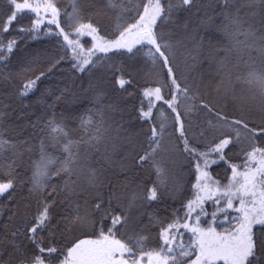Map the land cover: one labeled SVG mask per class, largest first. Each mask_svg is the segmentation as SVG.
I'll return each instance as SVG.
<instances>
[{
  "label": "trees",
  "instance_id": "16d2710c",
  "mask_svg": "<svg viewBox=\"0 0 264 264\" xmlns=\"http://www.w3.org/2000/svg\"><path fill=\"white\" fill-rule=\"evenodd\" d=\"M17 2L23 3V0H17ZM43 2L44 0H29V3L33 5L43 4ZM145 2L147 0H126L120 7L110 9L106 7L105 0H77V7L80 9L81 15L80 23L91 22L98 28L100 36L106 40H114L119 35V31H122L129 24L135 23L138 14L143 11ZM209 2L210 0H198V4L192 9L174 12L175 23L171 21L160 22L155 29L158 33H163L164 40L171 45L169 50H165V54L169 57V63L173 68L176 79L182 87L189 88V97H197L195 100L182 99L178 110L183 118L185 136L189 141V145L200 152L214 147L225 135H235L231 129L224 126L225 121H221L217 113L225 117L228 123L242 119L249 123V127L264 128V110L259 105V98L251 99L253 92L249 90V87L235 82L237 75H243L249 70L243 60L237 68L232 69L231 80L233 83H230L228 79H224L221 87L225 88L228 84H231L233 85L230 86L232 87V93L235 89L242 92L248 102L254 101L256 107L252 109L254 114L250 110L239 106L235 101L231 103L225 100L224 103H220L217 98H213V91L209 86V88L203 86L206 93L203 91L202 82L205 79L208 82L212 79L211 77L215 76L218 82L221 83V76L216 74V60L224 55L223 52H220L211 63L208 59L206 60L205 58L210 54L208 40L211 39L214 42L213 44L217 41L220 45H227L228 43L227 37L222 32L215 33L213 30V27L217 29L222 27V17L212 16L213 19L205 24L197 21L199 19L207 20V16L220 11L219 6H217L214 10L208 8L206 12V7H201V5L209 4ZM56 7L61 13L58 17L60 26L65 33L71 32L74 34L73 29L67 26L70 21H68L66 15L73 10L72 0H56ZM196 7H201V10L196 12ZM121 8H127L130 11L123 13L121 20L118 21L117 12ZM12 11L13 8L9 5L8 0H0V25L7 22V18ZM257 11L259 12L260 9H257ZM243 12L244 10H242V15ZM50 18V13L44 16L43 23L35 33L21 31V29L31 28L33 21L36 19V14L26 9L17 15L7 31H3L0 27V40L5 45L11 39L16 40V45L7 59L0 61V112L3 113V116L0 117V133L5 138L17 142L26 140L27 143L22 146V149L29 147L32 149L31 152L24 151L23 155L16 159L14 165L17 177L15 188L10 190L8 194L0 196V208H3L2 213H0V225L11 223L15 227L22 222V217L25 214H34L37 211L39 196L30 195L28 189L32 174V161L39 158V141L42 136H45V133L40 131L44 126V121L55 114L57 121L64 120L71 138L77 140L83 135L82 130L79 128V117L86 114V109L103 107L104 127L108 129L106 140L100 145L98 152L88 149L90 156L87 161L82 159L81 163H86L99 171L100 178L105 185L102 189L105 208L108 207L107 200L110 192L116 191L118 194H122L120 200H113L112 202L113 214L120 213L122 208H127L128 196L133 189L137 193L143 192L146 195L147 189L157 181L156 173L150 162L137 165L135 161L148 146L147 138L151 135L153 124L158 127L160 122H165L168 125L155 159L164 169L166 177L174 179V183L171 185L167 182L166 186L161 189L159 200L151 202L138 201L137 206L129 212L127 224L119 226L117 230V238L120 239L127 240L128 237L137 235L147 236L149 239L145 251L157 248L160 242V228L150 222V217L159 219L165 225L171 222L174 210L182 209L188 200L195 198L192 185L196 182L198 174L194 167L196 159L184 151L182 138L177 131L178 125L175 122V113H172L167 104L163 101H157V107L153 109L150 121L141 120L139 117L143 89L167 85L166 88L162 89V94H164L165 99H171L172 86L167 68L164 66L162 59H158L153 64L145 55L146 49L137 52L135 48L140 47L137 45L133 53H128L126 49H113L108 54L96 52V55L92 57L93 60L96 57H105V59H102L95 67L79 72L72 66L76 63L71 58L72 48L68 46L63 35L57 34L60 29L55 24L48 23ZM185 21L188 23L187 29L182 26ZM117 23L122 24L119 30H116ZM199 24L202 25V28H196L191 33L188 31L191 26L198 27ZM48 29H51V32ZM192 33L195 34L194 39L191 41L184 40L183 36L186 34L190 36ZM201 36L204 38V46L196 48L195 44ZM77 41L84 49H90L94 45L92 38L84 34L80 35ZM79 50L80 47L77 51ZM253 56H256L255 52H253ZM198 58L203 60V63L197 65ZM235 58L236 55L233 53L229 60V67L234 63ZM259 66L260 61L257 60L255 67L259 68ZM41 73H44V75L41 76L28 95L20 96L19 92L23 84L40 76ZM122 74L125 79L131 80V84L126 85L124 89L116 84V80ZM101 91L105 95L99 105H94L93 97ZM57 96L62 98L56 101ZM201 101L208 104L212 111L202 107ZM53 104L54 107H50ZM109 105L112 108L107 107ZM189 106H194L193 110L187 116H184V112ZM144 109L147 110V101L144 102ZM161 109L164 111V116L160 115ZM15 115L21 122L16 120ZM96 119H100V117L97 116ZM36 121H39V123L33 128L31 125ZM209 121H211V124H209ZM21 123L24 128L20 126ZM129 134L132 135L130 144L133 145V148L125 154L122 150V143L126 140L122 141L119 138ZM257 143L260 147H264V136H258ZM47 150L61 158L64 155L60 152L59 147L52 148L49 145ZM250 150L248 142L245 140L229 145L224 153L227 162L218 161L216 164H210L206 171L220 184H225L232 174L229 164H242L244 152ZM84 152L85 148L81 146L82 156ZM209 157L214 158V160L217 159L216 154ZM10 159L11 153H6L4 157L0 158V180L6 181L10 178L3 175L7 171ZM200 162L203 163L202 160ZM118 165L125 170L124 173L118 172ZM130 170H132L131 173ZM66 178L64 175L52 177L49 183V192L53 185L57 187V191L48 197L50 200H55V204L51 209L53 224H56L62 216H69L70 218L72 215V209L69 207L68 199H66L67 194L60 192V186ZM71 179L77 180V177L74 175ZM125 184L129 188H125ZM95 191L96 189L87 185L85 170V173L78 180V194L69 199L74 204L78 203L81 206L82 213L85 210L91 211L96 202L94 198ZM9 195L12 196L11 200L8 198ZM85 201L88 202L87 205H85ZM204 207L209 215L202 218L201 223L202 226L207 227V222L211 220L210 214L215 211L216 205L214 201H208ZM12 211H15L17 215L12 221H9L8 217ZM229 212L231 215L236 214L232 210H229ZM179 215L182 216L183 211ZM99 218L100 213H92L90 217L91 220L96 221L97 232H94L91 228L82 229L79 227H76L73 232H68L66 226L61 224L57 231L55 243L59 247H71V243H67L69 237H71L72 243L76 239L95 238L100 227ZM222 218L223 216L219 217L220 220ZM110 223V218L104 222L105 231ZM226 227H228L226 224L219 225L217 230L222 231ZM181 231L184 230L181 229ZM61 233H63V236L60 235ZM190 235V233L186 234L184 240L187 241ZM16 239L23 243V237L18 236ZM11 251L10 247L6 249L3 257L5 260ZM28 251H32L30 245ZM137 254L139 255V253ZM192 258L194 259V257ZM186 263L188 264L187 260ZM143 264H147L146 258ZM217 264H223V262L219 261Z\"/></svg>",
  "mask_w": 264,
  "mask_h": 264
},
{
  "label": "snow or ice",
  "instance_id": "6c2138e0",
  "mask_svg": "<svg viewBox=\"0 0 264 264\" xmlns=\"http://www.w3.org/2000/svg\"><path fill=\"white\" fill-rule=\"evenodd\" d=\"M125 2L126 0H105L106 7L110 9H116ZM8 3L13 11L8 16L7 22L0 25L3 31H7L17 15L27 9L36 14V19L31 28L21 29V31L35 33L44 21V17L40 16V9L43 7L45 12L50 13L51 18L48 23L55 24L60 29L57 34L63 35L68 46L72 48L71 58L76 61L72 66L79 72L95 67L102 59H105V57H96L93 60L92 57L96 55V52L108 54L113 49H126L128 53H133L137 45L140 47L135 50L138 52L141 49H146L145 55L153 64L158 59H162L172 86L171 99H165L162 94V89L167 85L143 89L139 117L141 120L150 121L153 109L157 107V101L167 104L172 113H175L177 131L182 138L184 151L196 159L194 167L198 174L196 182L192 185L195 198L188 200L182 209L174 210L171 222L165 225L159 219L150 217V222L160 228V242L157 248L145 251L149 239L147 236L137 235L125 240L117 238V230L119 226L127 224L129 212L137 206L138 201L151 202L160 199L161 189L167 184V177L155 157L161 147V140L168 125L165 122H160L158 127L153 124L151 135L147 138L148 146L135 161L137 165L150 162L156 173L157 181L147 189L146 195L143 192L137 193L133 189L128 196L127 208H122L120 213L113 214L112 202L120 200L122 194H118L116 191L110 192L107 200L108 207L105 208L102 191L105 185L100 178L99 171L86 163H81L82 159L88 160L90 156L88 149L98 152L100 145L106 140L108 129L104 127L103 107L86 109V114L79 117V128L83 135L77 140L71 138L64 120L57 121L53 114L44 121V126L40 129L45 133V136H42L39 141V158L34 159L31 165L32 174L28 190L30 195L39 196L37 211L34 214H25L22 217V222L15 227L11 223L0 225V264H143L145 258L147 264H185L186 260L188 264H217L219 261H222L223 264H264V147H260L257 143V137L264 136V128L249 127V123L242 119L228 123L225 117L217 113L219 119L225 121L224 126L231 129L235 135H225L223 139L219 140V143L204 152L191 147L185 136L183 118L178 109L182 99L195 100L197 97H189V88L182 87L176 79L169 63V57L165 54V50H169L171 45L164 40L163 33L155 31L160 22L175 23L173 13L192 9L198 4V0H147L135 23L129 24L119 31V35L114 40H106L100 36L98 28L93 23H80L81 15L80 9L77 7V0H72L73 10L66 14L70 21L67 26L72 28L77 35H83L86 31L87 35L92 36L96 41L93 47L88 49L87 56H83V49L77 51L78 41L69 39L73 33H65L60 26L58 17L61 13L56 7V0H44L43 4L35 5L29 3V0H23V3L17 2V0H8ZM217 6L220 11L214 12V15L222 17V27L217 31L227 37L228 43L220 45L217 41L213 44L209 39L210 54L206 59L211 63L220 52H223L224 55L216 60V74L221 76V82L228 79L230 83H233L231 80L232 69L237 68L243 60L249 70L243 75H237L235 82L247 85L253 92L251 99L255 100L258 97L259 105L264 110V0H210L208 5H201V7L213 10ZM201 7H196V12H199ZM257 9L260 11L258 12ZM242 10H244L243 15ZM128 11L130 10L127 8H121L117 12V20H121L123 13ZM212 19V16H207V20L201 19L200 22L205 24ZM121 27L122 24L117 23L116 30ZM183 27L187 29V21ZM48 31L51 32V29ZM190 38L194 39V37ZM15 45V39L9 40L7 45L0 40V61L7 59ZM203 46L204 38L201 36L195 47L202 48ZM253 52L256 53V56H253ZM233 53L236 58L229 67V60ZM245 57L247 58L244 59ZM257 60L260 61L259 68L255 67ZM43 75L44 73H41L35 79L24 83L19 95H28ZM116 84L124 89L126 85L131 84V80L125 79L122 74L116 80ZM104 95L102 91L97 92L93 97V104L99 105ZM61 98V96H57L56 101ZM145 101H147V110L144 109ZM201 106L212 111V108L203 101H201ZM50 107H54V104ZM107 107L112 108L111 105ZM193 107L189 106L185 110L184 116H187ZM160 115L164 116L163 109L160 110ZM2 116L3 113L0 112V117ZM97 116L100 119H96ZM37 123L39 121L33 122L31 126L35 128ZM242 140L248 142L251 150L244 152L242 164H229L232 174L227 184L220 185V182L213 179L206 169L210 164H216L218 161L227 162L224 154L225 149ZM26 143V140L17 142L7 139L0 133V158L4 157L6 153H11L7 171L3 173L10 178L6 181L0 180V196L8 194L15 188L17 177L14 165L16 159L22 156L24 151L31 152L32 150L30 147L22 149ZM49 145L52 148L59 147L60 152L64 153L63 157L49 152L47 150ZM81 146L85 148L83 156ZM212 154H216L217 159L209 160L208 157ZM240 168L245 170L239 171ZM85 170L87 185L96 189L94 195L96 202L91 211L85 210L82 213L81 206L78 203L74 204L69 198L78 194V180ZM61 175L67 178L60 186V192L67 194L66 199L72 209V215L70 218L62 216L56 224H53L51 209L55 200H50L48 197L57 191V187L53 185L50 192L48 187L52 177ZM74 175L77 180L71 179ZM124 187L128 188V185L125 184ZM8 198L11 200L12 196L9 195ZM208 201H214L216 208L210 214L211 220L207 222L208 226L204 227L201 221L202 218L209 215L204 207ZM225 201L226 205L220 207ZM234 201H238V206H234ZM87 203L85 201V205ZM230 209L237 215H231ZM2 211L3 208H0V213ZM181 211H183L182 216L179 215ZM92 213H100V227L95 238L76 239L72 243L71 237H69L67 243H71V247L57 246L55 241L61 224L66 226L68 232H73L76 227L91 228L97 232L96 221L90 219ZM16 215L17 213L12 211L8 220L12 221ZM220 216H223L222 220L219 219ZM109 218L111 223L105 231L104 222ZM223 224L228 227L218 231L219 225ZM188 233L191 235L185 241L184 237ZM60 235L63 236V233ZM18 236L23 237V243L17 241ZM29 245L32 247L31 252L28 251ZM8 247L12 251L5 260L4 252Z\"/></svg>",
  "mask_w": 264,
  "mask_h": 264
},
{
  "label": "rangeland",
  "instance_id": "374dc122",
  "mask_svg": "<svg viewBox=\"0 0 264 264\" xmlns=\"http://www.w3.org/2000/svg\"><path fill=\"white\" fill-rule=\"evenodd\" d=\"M206 5H208V4H206ZM207 10H208V8L206 7V9H205V11L207 12ZM47 12H45V10L43 9V8H41L40 9V16L41 17H44V16H47ZM209 16H215L214 14H212V15H209ZM207 19V18H206ZM198 21V23H201L200 21H201V19H199V20H197ZM183 26V25H182ZM204 27V26H203ZM191 28V29H190ZM189 28V30L188 31H190V33L192 32V31H194L196 28H202V25L201 24H199L198 25V27H190ZM213 30L215 31V33L216 32H218V31H216L217 30V28L216 27H213ZM84 35H86V36H88V37H90V38H92V36H90V35H87V33H86V31H85V34ZM195 34L194 33H192V35H185V36H183L185 39L184 40H192L193 38H190V37H193ZM80 35H77V34H73V35H70L69 36V39H71V40H73V41H77L78 40V37H79ZM92 40H93V38H92ZM94 41V40H93ZM217 41V40H216ZM96 43V41H94V44ZM214 43V42H213ZM79 47H80V49H83V56H86L87 55V51H88V49H84V48H82V46H80V44H79ZM93 47V46H92ZM91 47V48H92ZM209 52H210V49H209ZM203 59H204V57H203ZM206 59V58H205ZM207 60V59H206ZM201 63H203V60H201V59H199L198 58V60H197V65H199V64H201ZM193 65V64H192ZM214 78H215V76H213ZM213 77H211L212 79H210V80H208V82L206 81V79L202 82L203 84H202V88H203V86H206V87H210V89H211V91H213L212 92V95L214 96L213 98H217L218 99V101L220 102V103H224L223 101H225V100H227V101H229V102H231V103H234V101L235 102H237L238 104H239V106H241V107H244V108H246L247 110H250V112H252L253 113V108L255 109L256 107H255V104H254V101L253 102H248V99L245 97V96H243V93L242 92H238V91H236L235 89L233 90V93H232V87H230V86H233V85H231V84H228V86H226L225 88H222L221 86H222V84H223V82H218V80L215 78V80H214V78ZM198 78H199V76H198ZM208 87V88H209ZM203 91H204V93H206V90L203 88ZM256 113V112H255ZM254 114V113H253ZM258 114H260V113H258ZM15 118H16V120L17 121H19V122H21L20 120H18L17 118V115H15ZM23 124H25V123H23ZM21 127H23L24 128V125H22V123H21V125H20ZM26 127V126H25ZM126 136V137H125ZM124 137H120L119 139H122V141L123 140H126V142H123L122 144H123V148H122V150H123V152H125V154L126 153H128V150L130 151V149H132L133 148V145L132 144H130L131 143V140H132V135L131 134H129V135H125ZM126 138V139H125ZM208 159L209 160H214V158H212V157H208ZM117 165V164H116ZM122 167L121 166H119L118 165V172L119 173H124V169H123V171H122ZM245 169L244 168H240L239 169V171H244ZM131 171L132 170H130L129 172L131 173ZM232 171V170H231ZM242 179V178H241ZM167 182L169 183V184H173L174 183V179L172 180L171 178H167ZM228 183V182H227ZM227 183H225V184H227ZM220 185H224V184H220ZM213 187H215L214 185H213ZM129 188V187H128ZM226 205V201L224 202V203H222L221 205H220V207H224ZM234 206H238V201H234ZM231 210V209H230ZM233 212V211H232ZM233 215H237V214H233ZM223 219V218H222ZM187 264V263H186Z\"/></svg>",
  "mask_w": 264,
  "mask_h": 264
}]
</instances>
